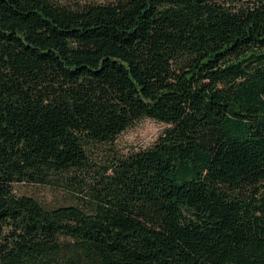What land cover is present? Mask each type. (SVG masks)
Masks as SVG:
<instances>
[{"label":"trees","instance_id":"1","mask_svg":"<svg viewBox=\"0 0 264 264\" xmlns=\"http://www.w3.org/2000/svg\"><path fill=\"white\" fill-rule=\"evenodd\" d=\"M0 264H264V0H0Z\"/></svg>","mask_w":264,"mask_h":264},{"label":"rangeland","instance_id":"2","mask_svg":"<svg viewBox=\"0 0 264 264\" xmlns=\"http://www.w3.org/2000/svg\"><path fill=\"white\" fill-rule=\"evenodd\" d=\"M166 127L167 124L152 118L138 120L124 130L113 144L99 146L93 152L94 160L101 161V159H104L106 151L109 152L111 148L121 153H127L131 150L152 146ZM15 191L33 195L47 207L75 203L77 201V191L72 186L20 184L15 186Z\"/></svg>","mask_w":264,"mask_h":264}]
</instances>
